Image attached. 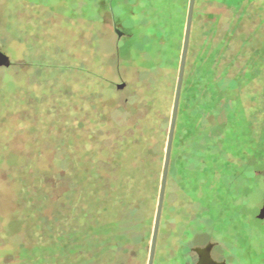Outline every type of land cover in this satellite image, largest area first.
<instances>
[{
  "label": "rangeland",
  "instance_id": "obj_1",
  "mask_svg": "<svg viewBox=\"0 0 264 264\" xmlns=\"http://www.w3.org/2000/svg\"><path fill=\"white\" fill-rule=\"evenodd\" d=\"M188 1L0 0V49L10 60L0 67V264L72 260L59 255V239L83 225L74 208L92 202L67 192L72 167L131 146L138 118L146 148L156 149L141 192V242L101 250L91 264H147ZM194 8L153 264H194L192 248L212 242L227 264H264V0H195ZM223 86L239 88V98L210 99L201 121L199 97ZM34 162L38 172L51 165L53 195L39 210L19 194ZM101 212L94 222L115 220L113 204Z\"/></svg>",
  "mask_w": 264,
  "mask_h": 264
},
{
  "label": "trees",
  "instance_id": "obj_2",
  "mask_svg": "<svg viewBox=\"0 0 264 264\" xmlns=\"http://www.w3.org/2000/svg\"><path fill=\"white\" fill-rule=\"evenodd\" d=\"M240 1L242 2V0ZM190 43L188 49H190ZM205 78V82H210V80L208 81V75H205ZM183 84L185 85L184 76L182 87ZM202 89L207 88L202 87ZM202 89L199 92V96L203 91ZM208 90L209 92H214L211 88H208ZM226 91L225 86H223L219 87L214 95L209 93L205 98L199 97L198 102L200 104H198L197 117L201 118V121L207 114L205 107L202 108L201 106H205V103L210 101V99L211 101L213 100V103L225 106L227 100L230 102L239 98V88L233 87L229 90V94ZM182 92L181 88L173 143L180 122ZM137 110L138 115H140L139 107ZM215 114L217 117L221 112L219 111ZM138 119L135 120V127L138 128L136 132L137 138L135 137L136 139L134 138V141L133 139L130 140L133 141L131 142V146L130 144L124 143L122 144L123 149H100L94 153L97 156L95 159L93 157L89 158V156L85 158V163L88 162V165L72 167L73 169L75 168V172L73 173L67 192L76 198L78 196L77 194H79L80 198L78 200L82 199L83 201L82 197H86L87 199H92V202H89V205H86L87 207L82 206L81 208L78 205L74 208L73 218L76 217L78 211H81L80 216L85 219L83 225L80 227L73 221L74 225H71L72 230L67 232L63 238L59 239V255H69L72 258V260H68L67 264H91L93 257L100 255L101 250L106 251L111 249L116 252L123 250L125 244L137 245L141 242L140 232L146 225V215L144 214L145 206L142 205L143 194L141 192L143 184L146 183V178L148 179L154 174L156 149L146 148V127L144 126V122L140 123L141 121H138ZM141 127L145 128L144 134L140 130ZM196 127L198 128V125ZM151 129L153 131L154 128ZM128 151L130 155H128ZM92 160H95L97 163L98 170L96 171L90 170V164L94 162ZM126 161H131L132 166L128 167L129 162L126 164ZM36 164L37 162H34L32 166H28V173H32V175L26 180L30 184L24 182L22 187L26 192L19 194L22 197L24 196L25 200L31 196L33 203L35 202L33 208L39 210L43 205V201L46 200L45 198L53 195V186L47 179L48 175L51 174L49 170L51 165H47V168L43 166V168L49 171L46 173L45 170L38 172L39 166L37 167ZM81 181H84L82 188L77 186V182ZM80 190L81 192H79ZM32 191H34V194H32ZM62 193L65 194L64 191ZM110 204H113V208L116 211L115 220L111 221L110 225L107 223V226L98 221H96L97 223L94 222V218H98L103 214L101 211L108 212ZM103 231H107L105 239L94 243L92 241L94 239L93 237ZM118 264L121 263L118 262Z\"/></svg>",
  "mask_w": 264,
  "mask_h": 264
},
{
  "label": "water",
  "instance_id": "obj_3",
  "mask_svg": "<svg viewBox=\"0 0 264 264\" xmlns=\"http://www.w3.org/2000/svg\"><path fill=\"white\" fill-rule=\"evenodd\" d=\"M194 2L195 0H189L188 3L187 18H186L184 37H183V43H182V49H181V55H180V61H179V67H178V73H177V79H176V85H175V91H174V97L172 103V110H171L169 126H168L164 160L161 171L157 206L154 216L153 230H152L151 241L149 246V255H148L147 264H153V258L156 249L157 236L159 231L160 218H161V212H162V206L164 201V194H165V188H166V182H167V176L169 170V163L171 157L172 143H173V137H174L178 107H179V100H180L183 76L185 71V64L187 59ZM115 32L118 35H120V32L117 29H115ZM9 65H10L9 57L0 51V67H8ZM122 86L123 85H118V88H122ZM257 217L258 219L264 218V201L261 209L259 210ZM212 246H213L212 243H207L203 247L192 248V251L195 252L197 255V261L194 264H225L224 262L215 261L211 257L210 251Z\"/></svg>",
  "mask_w": 264,
  "mask_h": 264
},
{
  "label": "flooded vegetation",
  "instance_id": "obj_4",
  "mask_svg": "<svg viewBox=\"0 0 264 264\" xmlns=\"http://www.w3.org/2000/svg\"><path fill=\"white\" fill-rule=\"evenodd\" d=\"M188 3H189V1H188ZM194 5H195V2H194ZM187 11H188V7H187ZM194 12H195V8H193V14H192V22H191V26H192L193 19H194ZM186 18H187V13H186ZM185 24H186V20H185ZM184 30H185V28H184ZM190 35H191V31H190ZM183 37H184V35H183ZM189 40H190V38H189ZM0 51L3 52L1 49H0ZM3 53H4V52H3ZM263 201H264V196H263V199H262L261 207H262V205H263ZM263 219H264V218H263ZM263 219H262V220H263ZM260 220H261V219H260ZM212 244H213V246H212L211 251H210V255H211V257H212L215 261H218V262H224L225 264H227V260H226L225 258H223V259H217V258L214 257V255H213V251H214V248H215V243L212 242ZM194 253H195V252H194ZM195 255H196V253H195ZM196 261H197V255H196ZM196 261H195V262H196Z\"/></svg>",
  "mask_w": 264,
  "mask_h": 264
}]
</instances>
